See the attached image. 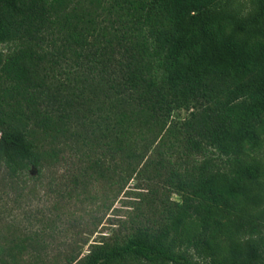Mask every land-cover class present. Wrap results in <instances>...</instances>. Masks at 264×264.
<instances>
[{"label":"rangeland","instance_id":"1","mask_svg":"<svg viewBox=\"0 0 264 264\" xmlns=\"http://www.w3.org/2000/svg\"><path fill=\"white\" fill-rule=\"evenodd\" d=\"M39 2L34 36L0 43L2 60L16 59L26 73L0 72V104L24 113L28 137L54 154L31 179L10 177L0 161V264H72L93 243L158 222L160 198L175 195L149 180L156 170L229 163L203 141L189 148L196 102L152 109L111 88L144 62L132 47L149 26L126 0ZM37 83L50 99L37 96ZM33 108L49 116L50 130L29 118ZM247 147L264 156V133Z\"/></svg>","mask_w":264,"mask_h":264},{"label":"trees","instance_id":"2","mask_svg":"<svg viewBox=\"0 0 264 264\" xmlns=\"http://www.w3.org/2000/svg\"><path fill=\"white\" fill-rule=\"evenodd\" d=\"M126 1L149 26L132 47L144 62L111 88L152 109L196 102L189 148L203 141L229 163L156 170L149 180L175 195L160 198L158 222L93 243L72 264H264V156L247 147L264 133V0ZM44 11L39 0H0V43L33 37ZM5 62L0 51V72L26 79L16 59ZM36 86L38 97L50 99ZM31 113L51 129L46 113ZM23 114L0 104V161L10 177L31 179L54 153L28 137Z\"/></svg>","mask_w":264,"mask_h":264}]
</instances>
